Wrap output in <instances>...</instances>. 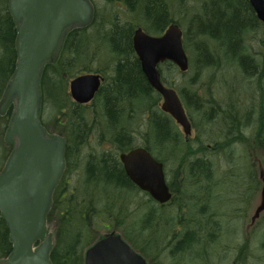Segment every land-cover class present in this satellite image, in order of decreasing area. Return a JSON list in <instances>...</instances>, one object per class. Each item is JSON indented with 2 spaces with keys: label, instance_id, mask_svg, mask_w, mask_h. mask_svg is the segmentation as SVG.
Returning a JSON list of instances; mask_svg holds the SVG:
<instances>
[{
  "label": "trees",
  "instance_id": "trees-1",
  "mask_svg": "<svg viewBox=\"0 0 264 264\" xmlns=\"http://www.w3.org/2000/svg\"><path fill=\"white\" fill-rule=\"evenodd\" d=\"M9 1L0 0V103L18 61V26ZM89 1L92 22L66 33L39 79L41 124L49 134L47 108L65 141V169L46 216V224L54 226L51 263L85 264L86 250L107 229L149 264H214L225 207L219 193L233 182L248 194L255 180L237 150L245 149L249 160L248 148L264 149V50L252 52L248 44L251 36L263 34L264 49V23L249 0ZM172 24L183 31L189 70L182 73L171 62L159 69L163 83L183 102L195 142L162 111V97L144 76L133 46L136 29L160 36ZM225 68L238 71L253 91L216 97L212 85ZM88 73L100 74L104 82L85 106L72 100L69 82ZM13 112V103L0 112V173L14 150L6 142ZM137 147L165 165L174 193L168 205H158L126 175L119 156ZM247 250L241 246L232 264H246ZM12 252L0 213V258Z\"/></svg>",
  "mask_w": 264,
  "mask_h": 264
},
{
  "label": "water",
  "instance_id": "water-1",
  "mask_svg": "<svg viewBox=\"0 0 264 264\" xmlns=\"http://www.w3.org/2000/svg\"><path fill=\"white\" fill-rule=\"evenodd\" d=\"M257 18L264 22V0H249ZM9 10L18 25L15 74L9 83L0 112L16 100L6 134L8 144L16 143L0 173V213L8 225L13 252L0 258V264H52L51 235L37 247L46 232V216L52 194L65 169V141L50 137L40 121L39 79L44 63L51 60L68 29L92 22L89 0H10ZM134 50L150 86L163 101L161 109L190 136L192 126L178 92L167 87L159 66L171 62L185 73L189 58L182 29L173 24L160 36L135 31ZM104 79L89 73L70 82V94L80 105L91 103ZM129 179L155 201L164 204L172 194L166 183L163 163L143 147L120 155ZM263 178V174H261ZM85 264H147L146 260L114 233L97 241L85 253Z\"/></svg>",
  "mask_w": 264,
  "mask_h": 264
},
{
  "label": "rangeland",
  "instance_id": "rangeland-1",
  "mask_svg": "<svg viewBox=\"0 0 264 264\" xmlns=\"http://www.w3.org/2000/svg\"><path fill=\"white\" fill-rule=\"evenodd\" d=\"M98 4L100 5V3ZM176 17H180L178 16V13L176 14ZM68 30L66 31V33L68 32ZM260 32L264 33V28ZM66 33L63 37H65ZM261 36H263V34L253 35L251 36V38H249L248 44L249 47H251L250 49L252 52H262L264 50L259 43V39L261 38ZM53 59H55V56L51 60ZM222 72V74H216L214 79L215 83L212 85V89L216 94V97H220L218 95V92L222 93L224 91L226 95H230L236 91L240 95L246 96H248L251 91H253V89H250L248 86H246L245 83H243L242 75L238 71H232L230 68H225V70H222ZM190 76H192V73L190 74ZM222 77H224L225 79H223ZM207 78L208 75H204V79ZM222 80L225 81V84H223ZM2 102L0 103V106L2 105ZM11 103H13L15 108L16 100L10 101L9 105ZM9 105L6 107V109L9 107ZM43 119L47 123L49 134H51L52 137L58 136L59 131L53 124L54 118H50L47 108H44L43 110ZM190 138H195L194 130ZM137 141L141 142L139 138L137 139ZM92 145L94 144H91V147H88V150H91L92 147L94 148L95 145ZM15 146L16 143H14L13 148H15ZM247 150L250 153L249 160L247 158V151L245 149L237 150V156L239 154L242 155L243 159L245 157V159L243 160V164L246 160V162H248L247 164L252 166L253 172L255 173V179L258 181L259 186L258 189L254 190V196L250 198L249 204L251 203V209L249 215L244 219V217H241L242 212L240 210V207L242 206V201L247 199V197H245L247 195L243 192L244 190H246V187L233 182L231 183L235 184V186H232L230 182L228 184L225 183L224 186L222 185L224 187V190H221L222 193L219 194H221L220 197L222 198V202L225 203L223 212H221L222 217L220 218V223L221 225H223V227H221L222 235L219 238L221 244L213 250V254L215 255L214 264H232L236 260V255L239 248L243 245H246L248 247L247 260L245 262L246 264H264V149L259 147L254 149L253 147H251V149L248 148ZM1 159L2 158H0V160ZM7 160L8 158H6V160L4 161L1 167L2 170L7 163ZM170 169L171 166L169 167V170ZM261 174H263V178H261ZM233 190L234 193H232ZM248 194L251 195V191H249ZM237 206L238 208H236ZM250 227L253 228L250 229ZM48 228L49 231H47L46 229L44 236L40 239V246L50 235H52L54 231L53 225H49ZM209 230H211L210 232H212V229ZM109 232L111 231H107V229H100L98 233L102 236H109Z\"/></svg>",
  "mask_w": 264,
  "mask_h": 264
},
{
  "label": "flooded vegetation",
  "instance_id": "flooded-vegetation-1",
  "mask_svg": "<svg viewBox=\"0 0 264 264\" xmlns=\"http://www.w3.org/2000/svg\"><path fill=\"white\" fill-rule=\"evenodd\" d=\"M193 127V126H192ZM192 140V142H195V140H193V139H191ZM194 147H195V145H193ZM251 164V163H250ZM253 170V169H252ZM165 174H166V180H167V185H168V187H169V190H170V192H171V194H172V198H173V195H174V193H173V190H172V187H171V182H170V180L167 178V172L165 171ZM177 182V181H176ZM176 182H173V185L174 186H178V184L176 183ZM248 183V182H247ZM252 183H253V185H252V189L250 190L251 191V195H249V194H247L246 193V195L247 196H245V197H247V201L246 200H243L242 201V206L240 207V210H241V217H244V219L246 218V216H248L249 215V212H250V209H251V203L249 204V201H250V198H252L253 196H254V190L255 189H258V186H259V183H258V181L255 179H253L252 180ZM253 191V192H252ZM172 200V199H171ZM171 201H169L168 203H166V204H159L158 203V205H160V206H166V205H168L169 203H170ZM222 202V201H221ZM236 208H238V206L236 207ZM236 210V209H235ZM207 211H209V209H208V207H207ZM220 214V213H219ZM221 216H222V213H221ZM249 228V227H248ZM251 228H253V227H250V229Z\"/></svg>",
  "mask_w": 264,
  "mask_h": 264
}]
</instances>
